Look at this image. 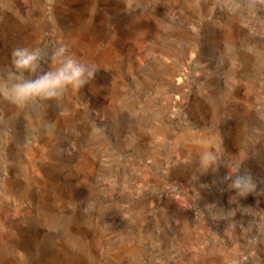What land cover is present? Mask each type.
<instances>
[{"label":"rangeland","instance_id":"obj_1","mask_svg":"<svg viewBox=\"0 0 264 264\" xmlns=\"http://www.w3.org/2000/svg\"><path fill=\"white\" fill-rule=\"evenodd\" d=\"M20 45L97 71L0 100V264H264V0H0V72Z\"/></svg>","mask_w":264,"mask_h":264},{"label":"clouds","instance_id":"obj_2","mask_svg":"<svg viewBox=\"0 0 264 264\" xmlns=\"http://www.w3.org/2000/svg\"><path fill=\"white\" fill-rule=\"evenodd\" d=\"M49 67H45L49 64ZM97 69L94 64L81 62L64 45L54 48L16 46L10 62L0 72V100L23 110L41 101L60 100L68 91L77 92L91 80ZM215 164V157L205 153L201 167L205 170ZM228 188L239 199L257 189L251 173L242 165L228 170L225 177Z\"/></svg>","mask_w":264,"mask_h":264},{"label":"bare ground","instance_id":"obj_3","mask_svg":"<svg viewBox=\"0 0 264 264\" xmlns=\"http://www.w3.org/2000/svg\"><path fill=\"white\" fill-rule=\"evenodd\" d=\"M85 3L88 4L87 2H85ZM85 3L82 2V5L85 4ZM82 5H81V2H79L78 3V8L76 9V14H75V18L74 19H75L77 24H80V23H82L85 20V8H83L84 6H82Z\"/></svg>","mask_w":264,"mask_h":264}]
</instances>
